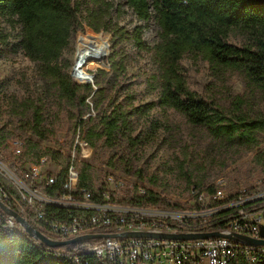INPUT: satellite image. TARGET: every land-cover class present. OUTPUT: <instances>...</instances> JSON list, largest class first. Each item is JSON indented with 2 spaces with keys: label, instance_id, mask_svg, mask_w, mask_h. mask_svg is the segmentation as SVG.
<instances>
[{
  "label": "trees",
  "instance_id": "trees-1",
  "mask_svg": "<svg viewBox=\"0 0 264 264\" xmlns=\"http://www.w3.org/2000/svg\"><path fill=\"white\" fill-rule=\"evenodd\" d=\"M126 2L144 21L150 19L154 7L160 41L150 45L144 38V25L129 32L112 22L108 0H0V18L17 17L19 46L37 63L45 87V94H0V154L10 140L20 138L14 128H22L26 135L20 138L17 157L21 166L38 163L43 156L60 165L56 184L45 190L49 194L61 188L71 150H80L74 144L78 130L79 139L94 147L95 156L99 150L108 151L105 163L112 169L131 172L137 179L164 189H170L172 183L164 180L159 170L173 173L179 179L180 186L174 190L180 196L188 195L193 184L212 196L215 188L208 182L210 168L224 169L250 152L254 153L253 168L264 173V0ZM84 26L98 34H110L108 69L99 67L92 72V83L74 81L68 71L70 62L64 56L71 38ZM238 34L244 37L242 43L232 41ZM7 38L0 33V44ZM130 44L137 56L151 53L156 66L142 81L128 77L127 68L133 59ZM187 57L208 63L216 81L210 93L202 94L191 87L182 63ZM236 72L245 82L244 93L232 94L228 86L230 75ZM135 85H144L145 95L153 98L139 99ZM119 93L123 98L119 99ZM91 110L94 115L86 116ZM63 120L71 130L66 152L41 142L56 144ZM186 125L190 127L188 134ZM196 129L201 130L200 137ZM155 139L171 151L170 156L156 170L133 169ZM13 159L9 160L11 164ZM74 163L79 185L91 191V200L102 201L106 188L104 184L94 185L93 164L81 159ZM111 199L138 206L186 208L154 190L146 194L134 191L120 198L111 193ZM218 204L211 197L208 206L196 204L195 208L204 210ZM232 212L216 214L210 227L222 229ZM89 241L48 248L43 243L34 245L25 234L0 232V264H71L52 253L77 252ZM85 259L88 264H96L91 255H85Z\"/></svg>",
  "mask_w": 264,
  "mask_h": 264
},
{
  "label": "built area",
  "instance_id": "built-area-1",
  "mask_svg": "<svg viewBox=\"0 0 264 264\" xmlns=\"http://www.w3.org/2000/svg\"><path fill=\"white\" fill-rule=\"evenodd\" d=\"M90 105L91 101L86 100ZM94 115L93 110L86 116ZM85 116V117H86ZM21 139L10 140L13 151L12 164L0 154V202L17 211L35 229L54 240H65L86 233H119L123 231H148L158 233H201L217 231L210 227L215 215L233 211L219 231L223 234L238 233L251 238H262L264 225V179L254 185L229 189L224 176L210 184L215 188L212 196L205 188L190 187L188 196L193 200H218L220 204L204 210L191 211L166 209L156 206L122 204L111 199L129 196L134 191L146 194L154 190L148 181L115 179L109 176L112 186H105L102 201L91 200V191L79 185L78 170L74 163L75 150L66 169L61 188L49 194L61 171L56 160L43 156L38 163H25L19 159ZM74 144L82 147L77 131ZM86 151V150H85ZM89 152V151H86ZM128 181V180H127ZM163 196H166L162 194ZM168 197V196H167ZM104 228V231H100ZM0 232L9 235H27L24 227L0 207ZM28 236V235H27ZM34 245L39 240L28 236ZM87 241V240H86ZM48 247V246H47ZM56 248V247H48ZM54 257L65 258L71 264H88L85 255L94 257L96 264H259L264 261V244H247L225 236L195 239H164L151 237L106 236L86 242L77 252L59 250Z\"/></svg>",
  "mask_w": 264,
  "mask_h": 264
},
{
  "label": "rangeland",
  "instance_id": "rangeland-1",
  "mask_svg": "<svg viewBox=\"0 0 264 264\" xmlns=\"http://www.w3.org/2000/svg\"><path fill=\"white\" fill-rule=\"evenodd\" d=\"M112 4L110 13V19L112 22H117L120 25L126 27L129 32L138 26L144 25V38L150 44L154 45L160 41V26L156 18V12L153 6H151V17L149 20L144 21L138 19L133 9L128 6L126 0H108ZM0 33L5 34L7 42L0 44V94H16V95H35L45 94V87L42 78L38 73L37 63L30 60L21 50L19 46V33L20 24L17 21L16 16H12L11 19L0 18ZM95 34V35H93ZM89 36V37H88ZM82 37H86L95 40L100 47L101 59H90L84 61V67L88 79H78L74 73V67L79 59L78 43ZM90 37H99V39H93ZM102 40V41H99ZM110 34L104 31L98 33L93 32L87 26L78 30L71 38L69 47L65 50L64 56L70 62L68 69L70 77L79 83H92L90 74L97 68L103 67L108 69L106 59L110 52ZM104 41V42H103ZM234 43H242L244 37L240 34L232 36ZM106 42V43H105ZM132 60L128 65V77L131 80L142 81L145 75L155 69V64L152 59L151 53H144L143 56H137L133 45H129ZM87 62V63H86ZM185 66L190 85L193 89L202 94L210 93L211 88L216 85L215 78L211 72L208 63L202 59L194 61L193 58L187 57L182 61ZM87 81V82H86ZM228 86L231 88L232 94L246 92V85L242 77L236 72L230 75L228 80ZM135 90L138 93L139 99L151 100L153 96L145 95L144 85H135ZM119 99L123 98L124 94L119 93ZM18 137L22 138L26 135V132L22 128H14ZM190 127L186 125L185 131L188 134ZM163 132V131H162ZM198 136H201V130L196 129ZM164 133H162L163 135ZM188 136V135H187ZM262 138V147L264 148V135ZM71 139V130L69 123L63 120L62 129L57 132V143H50L41 141L42 144L51 145L55 148H59L61 151L66 152L68 150V144ZM190 141V137H187ZM3 155L6 160H10L13 156V151L8 146L6 149H2ZM113 152V151H112ZM171 151L164 148L160 139L151 141L145 148L143 157L137 160L133 169H144L148 172L161 168V163L170 156ZM72 154V152H71ZM74 157L78 160H85L93 164V183L95 186L104 184L105 186H112L110 184L109 176L113 178L124 179L127 183L129 180H139L131 172L121 171L118 168H110L106 165L105 160L108 157V151L99 150L97 156H95V149L90 146V151H82L80 146L79 152H74ZM253 152L247 153L240 157L236 162L228 164L224 169L219 167L210 168L208 182L213 181L219 176H224L229 180V189L233 192L239 190L241 187H248L254 185L258 180L264 179V173L260 168H253ZM159 174L164 176V180H168L171 184L170 189H164L163 186L155 187L162 191V194L168 196L173 201L181 202L185 204V209H179L180 211H191L195 208L196 204L202 206H208L210 200L204 199L193 200L188 195L180 196L174 189L179 188V179L173 173H167L163 170H159ZM128 180V181H127ZM122 196L118 195V198Z\"/></svg>",
  "mask_w": 264,
  "mask_h": 264
},
{
  "label": "water",
  "instance_id": "water-1",
  "mask_svg": "<svg viewBox=\"0 0 264 264\" xmlns=\"http://www.w3.org/2000/svg\"><path fill=\"white\" fill-rule=\"evenodd\" d=\"M91 81L94 74H90ZM0 207L8 214L12 215L19 223H21L24 227L26 234L34 239L39 240L41 243L45 244L48 247H60L66 246L77 242H82L86 240L92 239H100L106 236H120V237H151V238H164V239H195V238H207L211 236H225L230 237L232 239L242 240L247 244H264V225L261 226V234L262 238L255 239L248 237L246 235H241L238 233H231V234H223L219 230L217 231H209V232H201V233H158V232H148V231H123L119 233H86L81 234L69 239L65 240H54L46 237L40 231L35 229L28 221H26L17 211L9 208L2 202H0Z\"/></svg>",
  "mask_w": 264,
  "mask_h": 264
},
{
  "label": "bare ground",
  "instance_id": "bare-ground-1",
  "mask_svg": "<svg viewBox=\"0 0 264 264\" xmlns=\"http://www.w3.org/2000/svg\"><path fill=\"white\" fill-rule=\"evenodd\" d=\"M79 59L74 67L75 76L78 79H88L87 73H84L82 68L84 67V61L90 59H101L100 47L95 40L82 37L78 43ZM96 60V59H95ZM87 63V62H86ZM91 77V76H90ZM86 151H90V147L85 148Z\"/></svg>",
  "mask_w": 264,
  "mask_h": 264
}]
</instances>
